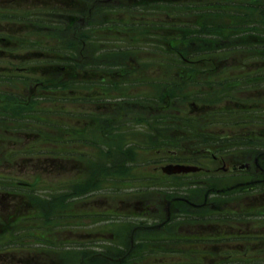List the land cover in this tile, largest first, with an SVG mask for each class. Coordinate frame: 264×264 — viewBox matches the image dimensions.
I'll return each instance as SVG.
<instances>
[{"label": "flooded vegetation", "instance_id": "af4514ba", "mask_svg": "<svg viewBox=\"0 0 264 264\" xmlns=\"http://www.w3.org/2000/svg\"><path fill=\"white\" fill-rule=\"evenodd\" d=\"M9 13L19 16H10ZM221 13L225 14L229 22L225 29L227 38L220 44L229 45L234 41L232 29L237 25H233L230 11ZM216 15V0H0V79H9L10 75L24 86L30 81L24 77H29L35 83V90L31 94H17L23 97L22 101H15L18 111H23L25 104H33L32 101L39 104L36 100L44 96L53 99L57 95L52 92L40 93L39 89L45 81L32 75L40 71V67L26 66L29 63L48 62L50 89L59 82L74 83V88L76 84L79 87L75 90L69 88V94H64L66 103L71 107L67 110L71 111L72 107L77 106L81 108L79 123L72 117L68 119L66 127V172L71 175L75 173L80 179L99 177L120 181L126 177L142 176L150 178L153 183H171V186L168 183L163 188L172 196L166 193L159 203L143 202L137 199L141 195L137 193L138 197L134 195L127 204L118 200L116 206H111L113 211L96 213L97 216H130L133 218L132 223L130 222L131 233H113V229L106 227L96 233L80 236L75 242L84 247L87 259L110 258L109 246L113 245L106 244H126L127 237L130 245L129 250L123 254L124 257H136L135 254L139 255L142 251L149 252L147 249L139 250L137 243L151 241V231L165 230L175 224L176 220L182 219L187 208L198 215L201 207L207 208L210 197L217 192L264 195V138L247 133L245 138L238 141L239 144L232 141L236 146L226 147L229 140L237 139L238 135H235L234 139H227V143H222L226 147L221 150L222 154L209 152L207 149L185 150L165 132L170 126L176 129V117L181 114V109L175 107L169 112L170 101L184 97L205 99L206 94H155L160 99L155 108L152 105L154 94H149L151 90L147 83L152 81L150 66L153 59L152 49L149 47L153 43L152 36L177 35L176 41L163 43L183 61V70L177 77L182 81L197 80L203 76L200 68L207 61L206 57L200 56L201 49L207 51L217 45L216 28L209 27H216ZM9 17L29 20L26 25L15 20L10 27ZM9 28H14L12 33H9ZM243 28L245 26L241 27L240 32L235 30L237 38L246 35ZM19 32L33 36L34 42L27 43L24 36L18 35ZM26 46H30L31 52L27 55L18 53L13 59L19 61L21 66L15 64L16 61H10V56H13L10 50ZM140 48H144L146 52L138 53ZM46 51L50 54L47 55ZM206 51L203 53L205 56L210 53ZM52 62L58 63L53 67ZM137 82L145 83L146 94H137ZM122 89L123 92L120 93ZM232 99L230 97L226 101L227 105L222 108H216V105L212 106L213 104L203 100L202 104L192 101L189 105L193 114L191 116H197L198 119L206 115L207 107L215 115L233 113ZM261 100L263 102L258 103L259 105L264 103V99ZM8 103V98L0 95V114L9 110L5 109ZM218 103L219 101L216 104ZM171 104L174 106V102ZM240 111L245 114L242 121L235 125L258 124L247 120L248 107L245 104L241 103ZM170 113L174 118H169ZM70 115L73 116V113ZM71 124H79L77 129L83 137L74 138L70 134V129L73 132ZM228 124L233 127L232 123ZM37 141L39 139L34 143ZM83 146L92 149L86 154L81 149L73 150ZM17 157L20 156L17 155L14 159ZM50 157L42 162H49L55 167L56 160ZM24 158L21 162H31L35 158L38 159L36 162L41 161L39 155ZM152 164L154 166L149 170ZM178 165L198 167L200 170L171 172ZM29 185L32 184L19 183L18 189H32ZM201 187L205 190L203 201L199 203L194 197L200 194ZM118 189L119 187L114 189V193ZM68 191L72 200V195L82 192L83 188L71 187ZM17 193L14 195L18 196ZM204 202L205 205L198 207ZM27 206L41 214V206ZM69 208L71 221L73 214L72 208ZM170 237L174 238L173 235ZM35 238L33 241L29 237L18 239L20 245H13L8 249L5 258L9 261L14 259L10 257L13 251H32L26 257H19L22 264H57L58 260L61 264H67L64 258L57 257L56 250L51 249L54 241L45 236ZM25 242L31 244L24 245ZM67 243L72 244V241ZM120 246H115L112 252L116 249L117 252L114 255H119ZM80 264H86V260H82Z\"/></svg>", "mask_w": 264, "mask_h": 264}, {"label": "rangeland", "instance_id": "374dc122", "mask_svg": "<svg viewBox=\"0 0 264 264\" xmlns=\"http://www.w3.org/2000/svg\"><path fill=\"white\" fill-rule=\"evenodd\" d=\"M216 2L218 3L217 7L219 10L231 12L233 23L243 22L244 24H248L250 22L249 19L253 23L256 21L258 14H261L258 11L249 10L252 0H216ZM9 15L19 16L11 15V13ZM224 15V13L217 12L216 19L214 20L216 26H221L229 22V19ZM244 15H247L248 18L244 17ZM15 20L21 23L24 22V25H26L29 19L9 17L10 27ZM208 25L209 22H207L206 26ZM209 27L211 29L215 28V26ZM13 29L9 28V33H12ZM24 34L19 32L18 35L24 36L27 43L34 42L33 36ZM175 37L177 35H168V40L175 39ZM152 38L153 43L149 46L152 49L153 59L150 66L152 70V82L147 83L151 90V93H149L148 89L147 93L154 94L152 99L153 107L155 108L160 101L159 97H156L155 94H168L167 90L172 91L173 94H206L205 99H199L198 97H184V99H180L181 101L177 98V100L172 99L171 101L174 102V106L170 101L169 112H171L173 107L181 109V114L176 117L179 122L175 125L180 129L168 128L165 132H167V136L170 139L176 140L177 145H180L185 150L204 151V149H207L209 152L222 154V149L225 150L226 147L236 146L232 141L238 143L239 140L246 137L247 133H251L254 136H259V134L264 133V121H262V119L264 120V103L262 105L258 104L263 102L261 100L262 98L264 99V78H260L264 76V57L260 58L256 55L257 51L253 49H260L262 48L261 46H249V48L248 46H242L236 47L235 49L220 50L218 52L210 51L206 56L200 55L201 57L207 58L205 65L200 68V70L206 69L203 71V76L193 81H182L178 77L176 79L173 77L175 76V72L178 71V73H181V70H183L184 65L181 58L178 55L167 56L165 54L166 49L161 50V45L167 40L162 38V35H154ZM163 46L167 47V44H163ZM29 48L30 46H26L11 51L13 52V56H10V61H16L13 59H15L18 53L21 55L30 53ZM145 52L146 50L144 48L138 49V53L140 54H144ZM246 52L252 54L250 55ZM45 53L47 55L50 54L49 51ZM62 54L68 55V53ZM14 63L19 66L22 65L19 61ZM56 63L58 62H52L51 64L54 67ZM216 65H218V68ZM26 66L40 67V71L32 75L35 77L38 76L40 81H45L43 82L44 87L40 88V93H45L47 91L45 86L48 88L51 82L50 77H48L49 72H47L48 62H34ZM224 66L226 70L223 71L222 68ZM215 70H218V73ZM166 76H168V82H163ZM24 78L30 80L24 86L15 78L0 79V95L8 98V101H10L5 109L9 108V111H18L17 102L14 99L22 101V96L16 95L31 94L35 90V83L32 82L33 79L29 77ZM234 81L237 83L235 82L236 84H234ZM47 83L49 85H46ZM144 87V82H137L139 91L137 94H146ZM78 88L76 84L74 89ZM125 90L128 91V89ZM51 92L54 93V91ZM122 92L123 89L120 90V93ZM56 94L58 98L55 97L52 99L53 101L45 100L41 103V108L47 109L49 112L43 113L38 111V109H34L27 113H20L18 115V121H14L23 125L18 130L16 123L10 124L0 114V174L9 178V180L5 179L8 189L2 187V185L0 186V190H7V192L12 193V195L8 196L7 193L3 196L0 195V234H4L0 237V252L5 253L9 246L20 245L16 240L21 237L27 236L33 241L36 239L35 236H45L55 242L54 245H51V249L58 247L66 248L63 256L68 260L67 264H80L87 257L86 251L83 249L84 247H80L75 242L80 239V236L90 235L92 232L96 233L106 227L113 229V233H131L130 226L133 218L130 216H97L95 215L96 213H99V211H113L111 206H116L118 200L127 204L130 202V198H134V195L137 193H141V195L138 194L139 197L136 196L145 202L159 203L163 195L166 194L164 193L163 187L169 182L162 181L153 183L150 178L142 176L126 177L120 181L95 177L86 181L87 178L81 180L77 178L75 173L73 175L67 173L65 167V157L67 155V147L64 145L65 129L68 126L67 123H69L68 119L70 120L72 117L79 123L81 108L77 106L72 107L71 111L67 110L71 107L62 96L69 94L66 89H58ZM230 97L233 98L232 100L234 102L233 113H220L215 115L211 113L212 109L207 107L205 109L207 112L206 115L198 117L199 120H196L197 116H191L193 114L190 112L191 108L189 105L192 101L197 104H202L203 100L209 102V104H213L212 106L216 105V108H222L227 105L226 101L230 100ZM216 98L218 100L214 102ZM24 100L26 101L27 98ZM218 101L219 103L216 104ZM236 102H239V104H236ZM241 103L248 107L249 113H247V120L249 123H258L257 125H235V123L242 121L245 114L240 111ZM35 105L39 106L40 104L37 103ZM24 108L29 109L28 106ZM19 111L24 112L22 110ZM70 113H73V116ZM169 116H172V114L170 113ZM187 116L189 120L186 119ZM213 122L214 124H212ZM228 123H232L233 127ZM71 125L73 132L70 129V134L74 138L83 137L81 131L77 129V125L79 124ZM18 133L20 134L17 136ZM235 135H238L237 139H234ZM19 136H21V139ZM37 136L40 139L36 142V146H34L35 151L20 155L22 150L29 149L27 146L34 145L29 144L33 143ZM47 136H51L52 139H57L55 145L52 146L53 148L46 144ZM227 139L234 140H229V144L223 147L222 143H227ZM50 149L54 151L50 152ZM77 149H81L86 154L90 152L92 147L83 146L73 148V150ZM12 154H17L20 157L14 159L17 155L12 157ZM36 154H39L41 161L36 162L38 159L35 158L31 162H21L24 157L34 156ZM50 154L55 158L53 160H56L55 167L50 165L49 162H42L43 159L49 160L47 156ZM153 166L154 164L150 166L149 170ZM70 181H73V184H70ZM18 183L32 184L29 185L32 189H18ZM80 186H82L83 191L73 194L72 200H70L68 190L71 187L78 188ZM182 186H185V184ZM117 187H119L118 192L114 193V189ZM204 190L203 187L200 188V194L194 197V199H198L196 202L200 203L203 201ZM18 191L20 195L17 193ZM15 192L18 196L14 195ZM1 200H4L5 203H2ZM250 203L252 205H249ZM262 203L264 204V195L256 193L246 194L236 192L224 195H212L207 208L199 210L198 215L187 208L183 213L184 216L182 219L176 220L175 224H171L165 230L158 229L151 231V241L137 243L139 250L147 249L149 252L143 253L142 251L139 255L135 254L136 257L126 262L128 257L124 258V255L129 250L128 245H130L127 237L126 242L128 243H123L124 245L119 244L121 245L118 247L120 248V252L115 257L116 261L111 260L106 264H193L201 259V253L204 251H207L205 253L207 256H215L217 253H215V250L217 249L223 251V254L219 258L220 261L229 260L228 263L222 264H264L263 220L260 214L254 215V213H259L260 210L256 211V208L249 207H257L262 205ZM27 204L41 206L45 212L44 218L39 220V214L36 217L38 220L33 218V216H27L28 213H33L34 211L32 207L31 209L27 208ZM69 206L72 208L71 211L73 214L71 221ZM245 207L253 210L248 212V218L245 217L248 219L245 225L237 224L235 216H232L229 212L232 209L238 211L240 208ZM121 208L123 209V206ZM23 210L25 212H22ZM225 211H227V214ZM17 215L18 217H16ZM15 217L16 221L14 222ZM118 219L121 221L113 225ZM196 233L205 236L224 235V238L222 241L217 242L213 240L211 243L198 241L199 239L197 241H188L194 240L188 239V236H194ZM244 233L251 238H248V240L242 239L241 235ZM165 235H169V237H165ZM170 235H173L174 238H171ZM232 235L238 238H231ZM67 241H72V244L66 245L68 244ZM28 244H31V242L24 243V245ZM109 244L113 245V249L111 251L109 250V253L113 256L117 252V249L114 252L112 251L115 249V246L119 245L113 243L106 245ZM248 247L250 250H248ZM190 250L198 251V253H190ZM247 250L249 253H247ZM29 253H32V251H22L20 253L13 251L10 253V257L14 258L11 261L6 259L4 254H0V264H22L19 257H26ZM58 256L59 251L57 253Z\"/></svg>", "mask_w": 264, "mask_h": 264}, {"label": "trees", "instance_id": "16d2710c", "mask_svg": "<svg viewBox=\"0 0 264 264\" xmlns=\"http://www.w3.org/2000/svg\"><path fill=\"white\" fill-rule=\"evenodd\" d=\"M250 11H258L261 14H258V17L256 18L255 22H250L248 23V33L245 35V37L242 39L243 40V44L242 46L246 47L248 46H255V47H259L261 46L262 48L258 49V48H253L255 51H257L256 55H258L260 58L264 57V0H252V4L251 7L249 8ZM251 18V17H250ZM233 35V34H232ZM226 36L225 32L223 31H217L216 34V38L218 40L224 39ZM245 39V41H244ZM235 49V48H234ZM248 50V49H247ZM246 50V51H247ZM220 51L219 48L217 49V52ZM250 51H252L250 49ZM248 54H252L250 52H246ZM219 54V53H218ZM229 58H231L229 56ZM171 60V59H170ZM264 62V61H263ZM216 67L218 68V65H216ZM222 70H226V67L224 66V68H222ZM216 73H218V70H215ZM178 74V71L175 72V75ZM260 78H264V76L260 77ZM237 83V82H236ZM60 85H58L60 87L61 90L66 89L67 85L63 82L58 83ZM59 89V88H58ZM168 94H173L172 91H168ZM15 101H18L16 99H14ZM25 107H27V105H25ZM29 109L27 110V108H24V112H20V111H9V110H4L3 117L5 119L8 120L9 123L13 124L16 123L17 125L19 124V122H14L15 120L18 121V115L20 113H27L29 111H33L34 110V103L30 104ZM169 128H172L171 126ZM176 129H180L179 127H175ZM1 185V183H0ZM238 220H241V217L239 216ZM203 236V235H202ZM211 236V235H208ZM224 235H222L220 238H223ZM220 238L217 239V242L220 241ZM205 239H209L208 241L202 240L201 242H208L211 243L212 240H210V238H205ZM222 241V240H221ZM223 254V252L217 250V253L215 254V256H207V254L205 253H201V259L197 260L196 262H194L193 264H222V263H228L229 260H224L223 262L220 261V257ZM230 259V258H227ZM131 259H126V262H129ZM108 262H105L104 260H100L97 261L94 264H106Z\"/></svg>", "mask_w": 264, "mask_h": 264}, {"label": "water", "instance_id": "95a60500", "mask_svg": "<svg viewBox=\"0 0 264 264\" xmlns=\"http://www.w3.org/2000/svg\"><path fill=\"white\" fill-rule=\"evenodd\" d=\"M192 168H190V167H184V166H181V167H179L178 169H177V171H182V170H184V171H187V170H191Z\"/></svg>", "mask_w": 264, "mask_h": 264}]
</instances>
